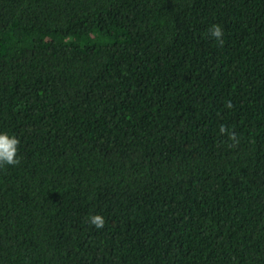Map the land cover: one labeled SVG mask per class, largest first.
Returning <instances> with one entry per match:
<instances>
[{
  "label": "trees",
  "instance_id": "1",
  "mask_svg": "<svg viewBox=\"0 0 264 264\" xmlns=\"http://www.w3.org/2000/svg\"><path fill=\"white\" fill-rule=\"evenodd\" d=\"M0 132V264H264V0H0Z\"/></svg>",
  "mask_w": 264,
  "mask_h": 264
},
{
  "label": "clouds",
  "instance_id": "2",
  "mask_svg": "<svg viewBox=\"0 0 264 264\" xmlns=\"http://www.w3.org/2000/svg\"><path fill=\"white\" fill-rule=\"evenodd\" d=\"M208 37L217 42L218 45H223V32L219 26H213L208 32ZM220 131H225L223 125H221ZM18 144L19 140L15 136L9 135L7 132H0V165L16 164L18 162V157L16 156ZM87 222L99 229L105 225V218L101 214L95 213L88 217Z\"/></svg>",
  "mask_w": 264,
  "mask_h": 264
}]
</instances>
